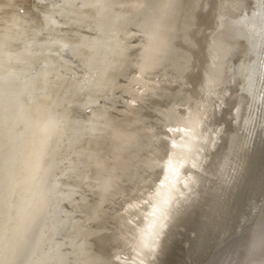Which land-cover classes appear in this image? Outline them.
Wrapping results in <instances>:
<instances>
[{
  "label": "bare ground",
  "instance_id": "1",
  "mask_svg": "<svg viewBox=\"0 0 264 264\" xmlns=\"http://www.w3.org/2000/svg\"><path fill=\"white\" fill-rule=\"evenodd\" d=\"M120 2L69 9L70 29L53 17L38 37L19 11L32 0H0V260L264 264V85L248 55L264 9L229 11L245 38L221 50L208 0H150L131 18ZM96 151L107 191L85 176L80 153Z\"/></svg>",
  "mask_w": 264,
  "mask_h": 264
},
{
  "label": "snow or ice",
  "instance_id": "2",
  "mask_svg": "<svg viewBox=\"0 0 264 264\" xmlns=\"http://www.w3.org/2000/svg\"><path fill=\"white\" fill-rule=\"evenodd\" d=\"M113 0H95V3H83L77 4L71 2V0H32V6L28 9H19L20 12H27L29 16H35L36 19L30 25L35 32L36 36L44 37V35L48 32L50 25L55 23L53 17L63 18L65 23L63 27L66 29H70L75 21L71 19L74 12L68 11L69 9L76 8H95L100 6L101 4H112ZM245 0H208V10L212 13L213 17H218L221 23L218 25L219 37L216 41L218 47L223 50L230 43L237 39H244V36H241L239 33L235 31V22L230 19L229 11L231 12H239L243 9ZM114 7H119L122 10H126V14L128 17H133L135 12H142L149 8H152V4L150 0H123L118 4H113ZM166 7L170 9H176L178 5L175 3V0H170V2L166 5ZM203 7V5H201ZM254 7H258L260 9H264V0H259L257 5ZM243 14V13H242ZM253 16L260 17V27L257 32V35L260 37L259 42L254 41L252 38H248L249 43V52L248 55H251L253 51L258 50L257 60L259 62V67L261 69L260 72V82L264 85V11L255 12ZM247 17L245 16V19ZM185 23L188 27H195V20L191 14L185 13ZM239 23L244 24V20H240ZM38 29V30H37ZM62 37L66 38L69 43L68 44H60L59 40L52 41V43L60 44L61 49L67 48L70 46V42L72 38L76 35V33L72 31H67L61 34ZM51 40V37H48ZM9 40V37L6 32V26L3 21H0V45H2L5 41ZM250 71L254 74L255 69L250 67ZM254 84V75H249V88L251 89ZM264 91V90H262ZM3 95V93H0ZM106 98V97H105ZM264 111V109H262ZM264 126V125H262ZM84 164L87 165V168L84 169L85 176L91 175L89 169L95 168L97 169V175L94 183L91 185L93 190L99 188L100 190L107 191L110 188V181L107 178L105 171V157L103 155V151L89 152L84 154L80 153ZM88 187V184H85ZM7 197L5 195V190L3 188L2 183H0V205H3ZM5 215L3 213L2 208H0V216ZM11 221L9 220V223ZM4 229H7V225H0ZM255 238H258L260 242H264V221L257 225ZM254 242V241H253ZM0 264H4L3 260H0Z\"/></svg>",
  "mask_w": 264,
  "mask_h": 264
}]
</instances>
